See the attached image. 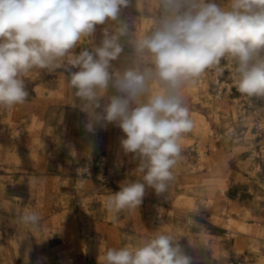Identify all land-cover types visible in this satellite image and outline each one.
I'll list each match as a JSON object with an SVG mask.
<instances>
[{
    "label": "rangeland",
    "instance_id": "obj_1",
    "mask_svg": "<svg viewBox=\"0 0 264 264\" xmlns=\"http://www.w3.org/2000/svg\"><path fill=\"white\" fill-rule=\"evenodd\" d=\"M215 2L230 5V0ZM161 11L160 0H130L121 9L129 34L121 38L124 51L111 71L139 59L135 39L155 29ZM115 23L97 25L75 51H91ZM70 55L23 73L25 102L0 106V264H24L26 254L29 264L40 257L43 264H104L109 248L139 245L160 232L179 239L193 264H264V170L249 158L247 147V139L255 136L253 126L242 123L229 98H221L236 125L229 134L227 122L217 120L199 99L204 91L197 95L188 88L202 77L204 90L213 91L219 68L209 67L179 88L193 127L179 140L181 152L167 190L157 194L146 187L138 208L113 213L108 197L142 174L136 171L138 160L122 150L119 127L85 131L87 116L69 83ZM144 64L151 66L147 55ZM152 89L160 86L152 84ZM113 94L109 88L108 95ZM22 115L34 120L35 132ZM198 147L206 152L201 169H196L202 160ZM213 159L217 168L211 166ZM29 211L39 214L38 225L21 221Z\"/></svg>",
    "mask_w": 264,
    "mask_h": 264
},
{
    "label": "clouds",
    "instance_id": "obj_2",
    "mask_svg": "<svg viewBox=\"0 0 264 264\" xmlns=\"http://www.w3.org/2000/svg\"><path fill=\"white\" fill-rule=\"evenodd\" d=\"M130 0H0V106L23 104L28 96L22 74L44 68L69 56V83L79 108L87 116L85 131L97 126L119 127L124 153L138 160L142 178L125 181L108 197L107 209L116 213L138 208L146 187L164 193L173 179L182 134L193 123L179 88L224 57L235 61L236 90L248 97L264 96V0H160L161 16L150 34L135 39L139 57L121 71H111L124 51L122 37L129 25L120 19ZM116 22L103 30V39L91 51H75L97 25ZM151 66H145L144 57ZM72 68L77 69L71 71ZM152 84L160 86L153 91ZM109 88L115 94L108 95ZM103 101V103H102ZM99 110V111H98ZM36 226L34 211L22 215ZM188 223H192L191 216ZM179 239L157 233L139 245L109 248L104 264H193ZM24 264H29L25 255ZM37 264H43L38 258Z\"/></svg>",
    "mask_w": 264,
    "mask_h": 264
},
{
    "label": "built area",
    "instance_id": "obj_3",
    "mask_svg": "<svg viewBox=\"0 0 264 264\" xmlns=\"http://www.w3.org/2000/svg\"><path fill=\"white\" fill-rule=\"evenodd\" d=\"M222 72L216 77L215 88L218 94L222 93L224 98H229L236 106L237 114L241 121H246V117H251L253 131L256 134L255 143L249 146V158L261 166L264 170V96L248 97L240 94L233 81L235 61L229 57H224L219 64L211 66ZM263 150V151H262ZM256 151L257 155L253 152Z\"/></svg>",
    "mask_w": 264,
    "mask_h": 264
},
{
    "label": "bare ground",
    "instance_id": "obj_4",
    "mask_svg": "<svg viewBox=\"0 0 264 264\" xmlns=\"http://www.w3.org/2000/svg\"><path fill=\"white\" fill-rule=\"evenodd\" d=\"M206 76V75H205ZM203 79L204 78H202V77H199L198 78V83L197 84H195V85H189L188 86V88L189 89H191L193 92H195L197 95H199V94H201L203 91H204V97L203 98H199L200 100H201V102L203 103V104H206L207 105V107L209 106V107H211V109H212V111H213V113H214V115H215V117L217 118V120H219L220 121V119H224L227 123V130H228V133L229 134H233L234 132H235V130H236V125L234 124V122H230V118H229V112H228V110H227V107H226V104H227V101L226 100H223V99H221V98H224V96H223V94L222 93H220V94H218V92H217V89L215 88L213 91L211 90V88H209V89H207V88H205L206 89V91L204 90V88L202 87V85H204V83H202L203 82ZM205 80V79H204ZM215 82H217V79H216V77L214 78V84H215ZM214 88V87H213ZM209 90V91H208ZM214 92H215V94H214ZM15 114V113H14ZM232 115H233V117L234 116H236L235 115V113H232ZM22 117V119H24V121L25 122H27V124H26V126L27 125H30V127L33 129V131H34V120L28 115V117H27V115H22L21 116ZM236 118V117H235ZM245 120L246 121H243L242 123H248V124H253L252 123V120H251V117L249 116V117H246L245 118ZM234 121V120H233ZM25 124V123H24ZM19 129H20V131L23 129L21 126L19 127ZM31 131V130H30ZM35 132V131H34ZM34 132H32L31 134H33ZM29 135V134H28ZM255 136H254V138L253 139H247V141H248V145H247V147H249V146H252L254 143H255V139H256V134H254ZM18 137H19V135H18ZM197 146H199V144L197 145ZM16 149V148H15ZM11 150V149H10ZM14 150V149H13ZM17 150V149H16ZM20 151V150H19ZM263 151V150H262ZM251 152H253V154L254 155H257V152L256 151H251ZM14 153H15V150H14ZM22 153H24V152H22ZM197 153H198V155H199V157L198 158H201L202 160H201V162L198 164V166L196 167V169L197 168H203V166H205V160L203 159L204 158V156L206 155V152L205 151H203L201 148H199L198 147V149H197ZM12 154V153H11ZM16 155V154H15ZM14 156V155H13ZM193 158V157H192ZM204 160V161H203ZM212 162H210L211 163V166H212V168H217L218 167V165H217V163H216V161L217 160H211ZM254 164H256V165H258L256 162H254ZM254 164H253V166H254ZM264 187V186H263ZM162 208V207H161ZM160 210V209H159ZM162 210V209H161ZM231 219H228L227 220V223H228V225L230 226L231 225ZM41 258V257H40ZM37 261V260H36ZM35 261V262H36Z\"/></svg>",
    "mask_w": 264,
    "mask_h": 264
}]
</instances>
